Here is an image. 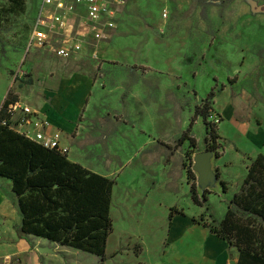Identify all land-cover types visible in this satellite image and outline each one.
<instances>
[{
    "label": "rangeland",
    "instance_id": "374dc122",
    "mask_svg": "<svg viewBox=\"0 0 264 264\" xmlns=\"http://www.w3.org/2000/svg\"><path fill=\"white\" fill-rule=\"evenodd\" d=\"M39 3L0 0V106L28 80L31 54L49 52L30 46ZM108 10L110 17L94 22L82 8L68 5L59 32L49 36L53 45L68 49L69 58L78 57L94 81L75 134L79 140L67 157L114 179L115 202L128 195L130 203L150 200L134 205L133 213L112 205L114 229L107 243L110 254L127 231L135 235L141 229L146 240L141 258L150 264L160 259L154 251L158 233L149 231L155 229L152 220L164 223L163 205L178 204L181 209L174 208L187 213L198 209L184 189L197 182L191 169L195 153L210 149L214 155L217 183L207 188L208 199L198 205L205 211L197 216L212 226L225 215L250 160L264 155V0H110ZM205 101L219 135L214 150L195 116ZM229 104L232 118L225 119ZM192 117L196 146L188 140L180 145ZM167 172L172 193L163 190ZM196 191L200 195L197 185ZM131 248L122 264H137L132 256L140 255V245ZM26 258L27 264H40L37 253Z\"/></svg>",
    "mask_w": 264,
    "mask_h": 264
},
{
    "label": "trees",
    "instance_id": "16d2710c",
    "mask_svg": "<svg viewBox=\"0 0 264 264\" xmlns=\"http://www.w3.org/2000/svg\"><path fill=\"white\" fill-rule=\"evenodd\" d=\"M13 1L20 4V0ZM25 83H30V79ZM212 94L210 91L208 96ZM16 100L17 95L6 98L0 107V177L12 183L21 218L17 234L24 238L29 235L45 238L104 259L108 237L114 229L110 216L114 179L15 131L7 112L8 105ZM208 108L205 101L196 107L195 116H200L205 125V140L211 142L214 150L219 135L215 124L208 120ZM193 118L178 144L188 140L190 146H196L190 134ZM225 183L223 180L220 183L223 192ZM190 193L195 205H203L209 191L205 189L198 195L193 182ZM175 211L178 210L171 208L169 216ZM203 224L236 247V264H264V155L261 152L250 160L239 190L230 199L218 224Z\"/></svg>",
    "mask_w": 264,
    "mask_h": 264
},
{
    "label": "crops",
    "instance_id": "0c3cea01",
    "mask_svg": "<svg viewBox=\"0 0 264 264\" xmlns=\"http://www.w3.org/2000/svg\"><path fill=\"white\" fill-rule=\"evenodd\" d=\"M82 65L78 57L64 58L50 52H33L29 64L25 67L26 78L30 79V83H24L16 90L19 102L34 109L38 112V117L46 121L42 131L56 139L61 147H66L68 152L72 150L76 140H79L75 134L80 117L84 114L87 98L93 89L91 70ZM223 117L232 118L230 104L224 108ZM70 160L75 161L73 158ZM180 176L179 180H183L184 176ZM164 189L169 193L174 192L173 178L168 172ZM184 189L192 201L188 185L185 184ZM130 197V195L122 197L118 202L111 197V213L112 205L115 203H118L121 211L127 210L130 213L134 205L139 203L147 205L150 201L146 199L141 202L142 199H133L130 203L128 201L131 200ZM163 206L166 214L164 217L160 216V221L164 220V223L154 224L152 220L151 229H155L149 231L151 234L158 233L154 251L160 259L150 264H231L232 261L237 263L236 249H233L225 239L211 233L209 227L197 220V216L205 211L204 206L195 205L197 211L189 213L178 210L179 212L175 211L171 216L169 214L172 207L181 209L178 204L166 203ZM145 209L149 211L148 207ZM17 210L11 181L0 177V262L9 260L15 264H27L26 255L34 252L40 256V264H122L124 255L126 253L130 255L131 247L139 244L140 255L132 257L137 259L135 263L145 264L141 255L146 240L141 229L134 231L135 235L127 231L124 234L125 239L115 245L110 254L106 245L104 257L106 259H102L95 254L64 247L45 238L31 235L27 238L19 237L16 227L20 225L21 218ZM141 214L140 219L148 218L145 211ZM161 226L166 228L162 235L159 234ZM30 237L34 240L32 241ZM39 249L46 251L40 252Z\"/></svg>",
    "mask_w": 264,
    "mask_h": 264
},
{
    "label": "built area",
    "instance_id": "2783aa9c",
    "mask_svg": "<svg viewBox=\"0 0 264 264\" xmlns=\"http://www.w3.org/2000/svg\"><path fill=\"white\" fill-rule=\"evenodd\" d=\"M110 0H40L39 15L35 21V29L30 39V46L44 47L47 51L58 57L69 58L67 48L53 45L49 41L51 33L59 32L62 12L67 6L76 5L86 11L88 18L94 22L99 17H110L112 11L108 10ZM74 48H78L76 45ZM10 126L19 134L33 139L44 147L56 148L66 153V147H61L56 139L45 134L42 129L46 121L40 119L38 112L29 106L22 105L18 100L8 105Z\"/></svg>",
    "mask_w": 264,
    "mask_h": 264
},
{
    "label": "water",
    "instance_id": "95a60500",
    "mask_svg": "<svg viewBox=\"0 0 264 264\" xmlns=\"http://www.w3.org/2000/svg\"><path fill=\"white\" fill-rule=\"evenodd\" d=\"M214 155L210 149L197 152L193 156L192 171L197 175V187L203 191L209 187H213L217 183V176L212 170V159ZM40 252L46 251V249H39ZM231 264H235L234 261Z\"/></svg>",
    "mask_w": 264,
    "mask_h": 264
}]
</instances>
